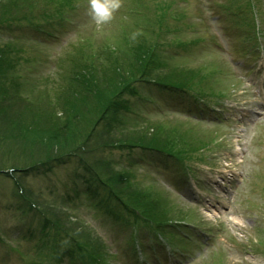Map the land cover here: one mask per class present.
Listing matches in <instances>:
<instances>
[{
    "label": "rangeland",
    "instance_id": "rangeland-1",
    "mask_svg": "<svg viewBox=\"0 0 264 264\" xmlns=\"http://www.w3.org/2000/svg\"><path fill=\"white\" fill-rule=\"evenodd\" d=\"M236 1L120 0L111 21L97 24L88 0H0V20L8 23L0 32V49L12 70L6 73L12 86L10 94L0 92V229L15 240H0V264H52L47 250L50 245L57 259L65 252L83 255L87 261L95 259L94 249L102 248L100 239L89 225L79 223L61 208L63 197L67 200L69 196V202L76 200L73 179L90 203V208L83 207L85 213L108 212L94 221L107 243L113 241L121 225L113 215L127 219L129 225L149 223L147 220H196L197 215L216 231L214 243L203 250L199 246L205 240H201L195 248L186 249L180 257L182 264H264V39L260 51L259 44L249 43L253 15L236 14L237 6L246 9L245 0ZM258 6V22L264 30V0H259ZM181 9L197 23L202 9H207L205 21L210 22L194 28L181 22L177 36L168 33L167 26H178L177 21L183 20ZM42 28L53 31L56 38ZM160 37H166L168 43L187 42L181 49L175 43L165 45L160 53L170 59L168 64L181 83L190 81L192 87L213 96L223 94L226 101L215 108H223L224 116L232 118L235 125L214 123L209 115L201 119L197 110L188 109L192 101L188 95L165 92L153 85L145 87L139 77L155 69L150 62ZM19 48L23 52H18ZM66 48V57L55 61ZM131 80L143 86L135 91L138 95L128 90ZM143 90L160 99L163 108L142 102ZM115 95L141 106L143 118L152 121H137L127 114L138 124L135 134L117 133L119 119L115 115L124 109L117 107ZM138 135L188 151L207 148L213 140L215 147L209 150L212 163L196 161L194 168L187 165V170L182 163H154L145 151L135 148L139 172L149 171L173 193L154 182L146 186L148 189L137 186L100 160L109 157V161H116L118 156L125 164L128 151L116 148L108 156L110 152L102 146ZM74 145L104 175L102 183L80 166V156L65 162V153ZM52 159L61 160L54 170L46 172L50 168L46 164L41 173L19 171L27 163ZM82 173L84 179L78 177ZM20 189L29 200L22 197ZM35 192L42 194L36 197ZM45 196L60 204L53 207L45 203ZM122 199L132 206L126 207ZM41 213L53 221L60 219L68 230L81 231L79 246L67 240L57 246L48 237L40 239L41 234L48 236L55 231ZM14 245L25 255L14 253ZM124 255L131 256L127 250Z\"/></svg>",
    "mask_w": 264,
    "mask_h": 264
},
{
    "label": "trees",
    "instance_id": "trees-1",
    "mask_svg": "<svg viewBox=\"0 0 264 264\" xmlns=\"http://www.w3.org/2000/svg\"><path fill=\"white\" fill-rule=\"evenodd\" d=\"M19 20H21V19H19ZM7 27H8V23H5L2 20H0V32L2 30H4L5 28H7ZM159 39L160 40H158L156 42V44H155L156 51H158V52L156 53V55H155V52L156 51L154 52L153 59L150 62L151 63L150 66L153 65L155 67V69H151V70L148 69L149 70L147 72L148 73V76H142L141 75L139 77V79L140 80H145L143 84H145V87H147V88H149L150 86L154 85L153 84L154 82L159 83V84H162L165 87H167V85H169V86H177V87H180V88H182V87H188V85H191L190 84V81H187V83H185V82L184 83H181V81H180L181 78L179 79V77L174 76L176 74L175 73V69L174 68L172 69V67H171L172 65H169V64H171L170 61L167 58H165L162 55V53H160V52H162L161 50H163V49L160 48L161 45H162V43H161V40H162L161 37ZM2 56H4V55H3V52L1 50L0 51V92H2L3 94L6 95V94H10L8 92V89H10V86H11L10 81H8V79H9L10 76L8 74H6V73L12 72V70H11V67H9L8 64H7V59L6 58L3 59ZM165 75H168V76H165ZM134 82H135L134 80L129 81V83L127 85L128 86V90L131 91V87H133L135 84H137V83H134ZM12 85L14 87V82H12ZM11 88H12V86H11ZM123 95H120V96L115 95L114 98H113V100H115V102L117 101V107L120 108L119 110L122 111L124 109V112H117V115H115L119 119L118 120V123L119 124L116 125L115 129H116V132L117 133L120 132L122 134V132L123 133L127 132L130 135L131 134H135L134 130L138 126V124L135 123L134 121H132L133 124H129L128 122H127V124H125L121 120L122 113L124 115H126L127 112L130 111V107H131V106L128 105V102L123 99ZM6 101H10V99H7L6 98ZM141 101L143 102L142 99H141ZM1 107H2V105H1ZM100 121H99V124H100ZM143 121H145V123H148L146 120H143ZM94 130H92V134L95 133ZM108 139H109V136H108ZM145 140L142 137V135H138L136 137L131 136L128 141L122 140L121 142H114V143H119V144H116V145H106V146L103 145L102 146V150L103 151H109L110 153H107L108 156H109V154L111 156L112 149H115L118 146L119 147L141 146V147L148 148V149L160 150L162 152H167L170 155H176V156H185V155H189V154H191L193 152L192 150L191 151H188V150L182 148L181 146L166 144L167 142H164V141H158V140H154L152 138H148V139H145ZM69 148L70 149L67 150L68 151L67 153L64 152L66 154L65 155V158H63V159H65V162L71 160L72 158H74L76 156H80L79 161L82 164L83 168L87 172L89 171V172L92 173L91 174V177L93 175V177H95L96 180H99L100 181L99 183H102L103 178H104V175L99 172V170L93 165V163H91L87 158H84L82 152H79V151L76 150L78 148V145H74V146L69 147ZM79 148L81 149V146ZM107 158H102V160H100V162L102 164H104V163L106 165L108 164L109 166L112 167L113 166L112 162L109 161V157H107ZM56 160H58V159H52V160H49V162H43L41 164H39V163L36 164L34 162L33 163L30 162V163H27L25 165H22L19 168V171L22 174H26L27 173L28 175L30 173H33V172L41 173L42 171H41L40 168L42 167V165L44 166L46 164H47L48 167H50L48 170H46V172L47 171H51L52 170V166H54V165L56 166V164H60L61 163V160L55 162ZM48 163L51 164V166L48 165ZM114 169H115V167H114ZM118 172L121 173L120 171H118ZM124 175L126 176V174H124ZM78 177L84 179L86 176L82 173ZM34 195L36 197H39L40 194H39V192H37V193L35 192ZM51 200H53V201H51ZM51 200L45 196V203L51 204V206H53L56 203L57 204H60V202L59 201H56L55 199H51ZM122 201H125V200L122 199ZM63 202H66V201L63 199L62 200V203ZM67 207L68 206H66V205L65 206L62 205L61 208H64L65 209ZM45 216H46V221H47L46 224H48L50 222L56 228L55 229L56 231H54V238L52 237L53 238L52 240L54 242L58 243L57 237L59 236V237L66 238L71 243H74V246L75 247H78L79 246V244H80L79 232H81V231H77V229H75V230H68L59 221L60 219L59 220L54 219V221H53L46 214H45ZM56 217L58 218V216H56ZM83 238H86V235H83ZM98 250L95 249L93 255H94L96 261L101 262V259L98 257V255H99V251ZM68 256H70V255L68 254Z\"/></svg>",
    "mask_w": 264,
    "mask_h": 264
},
{
    "label": "clouds",
    "instance_id": "clouds-1",
    "mask_svg": "<svg viewBox=\"0 0 264 264\" xmlns=\"http://www.w3.org/2000/svg\"><path fill=\"white\" fill-rule=\"evenodd\" d=\"M121 6L120 0H88L90 15L97 24H105L111 21L113 13ZM135 38V36H133Z\"/></svg>",
    "mask_w": 264,
    "mask_h": 264
}]
</instances>
